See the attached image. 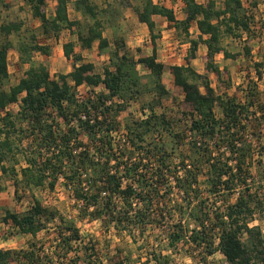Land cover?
<instances>
[{"label":"trees","instance_id":"1","mask_svg":"<svg viewBox=\"0 0 264 264\" xmlns=\"http://www.w3.org/2000/svg\"><path fill=\"white\" fill-rule=\"evenodd\" d=\"M47 1L26 0L32 17L41 23L42 35L58 38L63 30L77 26V39L83 49H91L96 41L100 53L108 49L109 43L103 36L105 16H100L105 11L98 12L91 0H74V9L91 21L84 31L78 22L68 19V0H52L56 7L51 19L45 13ZM180 1L185 6L183 20H178L173 10L154 4L152 0H142L141 8L135 10L139 22L145 24L150 33L151 57L134 60L124 48L123 54L119 55L120 47H123L121 42L110 54V66L97 74L95 66L83 62L74 52L75 45L69 42L62 46V51L67 60L74 62L72 71L59 75L58 81L51 80L47 67L35 60L37 54L49 56L48 46L40 45L33 32L26 30L29 35L25 36L21 23L0 25V173L11 179L15 193L21 186L29 191L46 186L53 192L62 179L63 185L70 190V197L81 204L78 210L81 222L85 219L99 221L106 232L112 229L119 237L126 234L135 239L132 229L140 226L139 236L142 237L146 222L166 224L164 220L172 221V213L176 210L180 215L187 212L191 215L192 211L203 213L207 202L200 197L199 173L204 166L207 192L221 194L225 202H229L230 195L235 193V202L214 213L212 228L205 226L209 217L204 213L202 218L195 219L200 230L190 231L180 222L174 223V228L167 233L166 248H152L151 259L155 264H173L164 251L176 252L188 239L207 257L221 253L227 264H264L261 230L252 226L255 215L264 213V200L253 190L255 182L252 180L256 178L252 173L253 150L252 144L246 141L248 130L264 119L263 108L258 112L253 110L258 99L256 84L247 82L242 101L236 95L217 94L208 76L196 73L191 67L202 44L206 48L205 70L215 76L218 89L225 84L223 77L230 81L228 69H221L214 59L219 54L224 60L231 61L251 57L249 41L254 35L251 18L245 13L241 0H222L221 7L214 0H206L204 4L195 0ZM249 2L251 7H256L255 0ZM0 3L4 2L0 0ZM153 16L164 18L168 28L175 29L189 45L184 57L186 66L168 67L174 86L184 93L180 116L190 120L187 134L173 132V120L164 114H156L154 109L167 92L161 84L165 68L156 62L154 46L158 36L154 34ZM194 23L199 31L197 39L191 38L190 34ZM12 35L20 36L16 52L20 64L28 69L17 85L7 89V56L13 49L9 40ZM242 38V53L227 50L225 42L228 39ZM139 64L150 71L151 88L142 84L136 68ZM255 68L257 81H260L262 65L255 64ZM84 85L93 89L102 86L104 92L82 100L77 91ZM145 92L154 93L157 101L148 104L149 114L145 119L125 122L126 141L118 144L125 149L116 151L110 136L119 126L115 119L127 104L139 102ZM18 102L21 107L16 114L7 110ZM145 110L143 107L140 113ZM83 134L87 137L85 140L81 139ZM253 136L260 142L258 135ZM183 144L189 151L188 156L179 149ZM188 159L191 160L189 166L185 164ZM177 160L174 169L181 170L182 176L174 178L175 198L170 200L172 206L167 209L169 199L161 194L169 193L164 171ZM257 167L263 179L261 160L257 161ZM32 201L24 213H5L3 222L29 240L26 249L0 248V264H93L94 245L84 249V256L69 257L80 240L75 224L61 228L66 224L59 213L44 207L35 198ZM56 220H59L60 228H57V235L51 237L49 225ZM214 231L217 233L216 244L211 234ZM138 249L142 250V247ZM108 264L125 263L118 259L108 260Z\"/></svg>","mask_w":264,"mask_h":264},{"label":"rangeland","instance_id":"2","mask_svg":"<svg viewBox=\"0 0 264 264\" xmlns=\"http://www.w3.org/2000/svg\"><path fill=\"white\" fill-rule=\"evenodd\" d=\"M4 3H0V25L9 24V23H18L22 24L23 33L28 30L33 32L37 36V41L40 45L48 46L50 49L49 56H42L37 54L35 57L36 62L44 64L51 76V80L58 81L59 75H67L72 71V60H67L62 51V45L66 42H72L75 44L74 52L79 54L85 63H91L95 66V72L97 74H102L103 69L107 66H110V54L117 49L118 44L123 43L122 50L119 51V55L123 54V48L128 53L130 58L137 60L139 56H144L146 52V46L151 44L150 33L147 28L142 27L138 20L137 12L141 8L142 0H91V2L97 7V11H105L100 16H105V37L111 43V46L103 51L99 52L98 48L94 46L91 49H83L81 43L77 39L78 28L75 27L74 31L62 32L60 37L56 39L53 35L48 37L44 36L40 32V21L32 17L31 7L26 3V0H2ZM69 1V10L70 17L72 20L78 22L80 27L84 28L86 31L87 26L91 24L89 19L84 18L78 11L74 9L73 0ZM250 0H242L245 13L251 18V28L253 34L249 45L252 48L251 57L245 58L240 57L236 61L224 60L223 55L219 54L215 57V63L221 68H227L229 72L230 81L227 80V77H223L225 84L218 89V82L214 75L209 74L205 71V53L206 48L200 46L197 52L198 61L193 63V69L202 75H207L210 77L209 80L213 84L217 93H222L227 96L236 95L239 100L244 99V90L248 81L255 82L256 84V94L257 103L253 110L258 112L263 108L264 112V0H255L257 3L256 7H251ZM161 6H166L174 11L175 17L184 18L182 9L180 8L179 0H155ZM218 7L221 6L220 0H217ZM165 7V8H166ZM52 5L48 4L46 11L49 13L52 12ZM157 27L154 30V34L158 36L156 39V45L159 50L158 60L162 62L166 68L170 65H180L183 64V59L188 52L189 45L184 43L183 37H180L175 31H167V21L164 18H157ZM192 37L197 38L196 29H191ZM85 33V32H84ZM29 33H25V36ZM24 36V37H25ZM10 42L13 45V49L9 51L7 56L8 62V71L9 79L6 83V88H10L18 84L19 80L23 77L24 72L28 69V66L22 65L19 62L18 54L16 52V47L20 36H10ZM148 42V43H146ZM225 46L229 52H243L244 40H231L228 39L225 42ZM255 64H261L262 68V80L257 81L256 68ZM138 74L142 77V84L144 86L148 85L146 88L152 87V77L147 75V70L143 67L137 69ZM162 82L168 90V94L161 98L160 103H156V95L154 93L147 94L143 93L139 99V102H130L127 104V107L124 108V111H121L117 118L115 119L116 123L119 124L117 128L111 133V140L113 148L116 151L120 149L124 150V147H120L118 144L125 136L124 125L125 122L129 120H140L145 119L149 114L148 104L153 103L155 105L154 109L156 114H164L168 118L173 120L172 131L175 133H185L187 134L188 128L190 127V120L183 119L180 116L182 108L180 106V97L181 92L174 88L172 85V77L169 75H164L162 77ZM227 84H230V87H227ZM143 86V87H144ZM104 92L102 86L98 88H90L86 85L81 86L77 95L82 99L86 100L87 98H92L97 94ZM21 107V103L10 105L7 110L13 114H16ZM146 108L143 113H140L142 108ZM261 115L262 113H258ZM264 114V113H263ZM264 118V115L263 117ZM255 126H252L247 134L246 138L249 144H252L253 150V167L252 173L256 175L255 180H252L254 184L253 190H256V195L264 200V178L262 175H259L257 172V161L261 160L264 164V119L260 122L255 123ZM253 135H258L261 140L260 142L256 141V137ZM165 136V135H163ZM87 137L83 134L81 139L85 140ZM189 138L186 139L188 141ZM199 139H197L198 141ZM124 148V149H123ZM130 147H128L129 149ZM179 149L184 153L185 156H188L189 151L185 148V145L179 147ZM94 152H91L93 154ZM95 155V153H94ZM116 155L119 156L117 153ZM186 165L191 164V160H185ZM178 164V160L173 162V166L168 168L167 171H164L165 177L168 179L167 188L169 193L161 194L166 195V199H169L167 209L172 206L170 202L171 199L175 197V190L173 186L175 184L174 178L182 176V171L179 169H174ZM205 167L203 166L201 172L199 173V188H200V197L206 200L204 205L205 209L204 214L208 215L209 219L205 220V226L207 228H212L214 225V213L216 211L222 210L226 205L232 204L235 202V193L230 195L229 202H225L221 194L210 195L207 192V183L205 182ZM262 174V173H261ZM251 181V180H250ZM64 181L60 179L57 183L55 190L53 192L49 191L48 188H34L28 190L22 186L19 188V192L15 193V188L11 179L8 177L2 176L0 173V187L2 192L0 193V248L1 249H26L28 245V238L18 235L14 232V228L9 224L3 222V218L6 212H12L16 214L24 213L28 210L30 205L33 203L32 199H37L44 207L49 208L53 212L59 213L60 217L65 220L64 226L71 223L75 224L80 240L76 242L75 250L70 252L69 257L73 258L77 254L84 256L85 248H92L95 246V253L91 255V261L93 264L97 261L102 262V264H108V260L123 261L125 264H155L151 259V250L152 248L158 246L163 248L167 246V233L169 229L174 228V223L180 222L182 227H188V230L197 228L200 230L198 221H195L196 218H202L203 213L192 211L187 212L185 215H180L178 210L172 213L173 220L169 221L166 218V224H155L150 222L147 223L145 228V234L140 237L139 231L140 226L132 229L135 239L130 238L128 235L123 234L119 237L115 234V231L111 229L108 233L104 230L99 221H85L81 222L78 215V210L80 208V203L70 197V190H68L64 185ZM169 194L170 196H168ZM172 195V196H171ZM194 212V213H193ZM183 216V217H182ZM155 218H157L155 216ZM197 220V219H196ZM200 220V219H199ZM173 223V224H170ZM59 220H56L49 225L50 236L57 235V228H60ZM58 226V227H57ZM252 226H258L261 230L262 239L264 240V213L262 215L256 214ZM173 230V229H172ZM214 242H217V233L214 231L211 233ZM189 236V233H188ZM141 246L142 250L138 249ZM77 247V248H76ZM176 252L170 253V251L165 252L171 258L173 264H227L225 257L216 252L213 256L207 257L206 253L202 249H195L190 240L183 241L177 248ZM116 259V260H115Z\"/></svg>","mask_w":264,"mask_h":264},{"label":"crops","instance_id":"3","mask_svg":"<svg viewBox=\"0 0 264 264\" xmlns=\"http://www.w3.org/2000/svg\"><path fill=\"white\" fill-rule=\"evenodd\" d=\"M74 1V0H73ZM153 1V3L154 4H159L158 2L156 3L155 2V0H152ZM170 1V0H169ZM172 1H174V0H171V2ZM177 1V0H176ZM198 4H204L205 3V1L206 0H195ZM215 2L217 1V0H214ZM220 1H222V0H220ZM242 1V0H241ZM179 2H180V8L182 9V12H183V15H184V9H185V6H184V4L179 0ZM217 3V2H216ZM48 4H50V5H52V7H53V9H52V12L51 13H49L48 14V12L46 11V9H45V13H46V16H47V18H49V19H51V18H53V16H54V12H55V7H56V2L55 1H47V6H48ZM242 4H243V2H242ZM160 5V4H159ZM47 6H46V8H47ZM164 7H166V6H164ZM221 7V6H220ZM167 8V7H166ZM168 9H170V8H168ZM172 10V9H171ZM157 18H161V17H157V16H153L152 17V20L155 22V24H156V27H157ZM184 18H185V15H184ZM184 18H179V20H183ZM68 19L70 20V21H72V22H76L75 20H72L71 19V17H70V10H69V3H68ZM142 27H146V25L145 24H143V23H141L140 24ZM77 27V26H76ZM147 28V27H146ZM167 28H168V26H167ZM74 29H75V27H73L72 29H65V30H63L62 32H68V33H70V32H72V31H74ZM191 29H196V36L197 35H199V31H198V29H197V27H196V24L194 23V24H192V26H191ZM191 29H190V34H191V38H193V39H197V38H195V37H192V31H191ZM148 30V29H147ZM175 31V29H173V28H168V30L167 31ZM61 32V33H62ZM60 33V34H61ZM103 36H104V38L107 40V42L109 43V47L111 46V43L108 41V39L105 37V33H103ZM60 37V35L58 36V38ZM198 37V36H197ZM58 38H56V39H58ZM203 38L204 39H206V36H203ZM151 40V39H150ZM66 43H69V42H66ZM65 43V44H66ZM72 43V42H71ZM146 43H148V42H146ZM152 44V43H151ZM157 43H156V41H155V46H154V49H155V51H156V62L157 63H159V64H161V65H163L164 66V70L162 71V74H161V84L163 85V87H164V89H165V91L167 92V94H168V90H167V88H166V86L164 85V83L162 82V77L164 76V75H166V76H170V77H172V75L170 74V72H169V69L168 68H166V66L162 63V62H160L159 60H158V55H159V50H158V47H157V45H156ZM64 45V44H63ZM62 45V46H63ZM75 45V44H74ZM188 45V44H187ZM94 46H96L97 48H98V42L96 41V42H94L93 44H92V47L91 48H93ZM200 46H203L204 48H205V46L204 45H202V44H200L199 45V47ZM108 47V48H109ZM199 47H198V49H199ZM146 52H145V55L144 56H139V58H148V57H151L152 55H153V44H152V46H150L149 44H147V46H146ZM197 52H198V50H197ZM204 55H206V53L204 54ZM197 53H196V58L195 59H193L192 61H191V67L193 68V63H195V62H197L198 61V59H197ZM183 61H184V59H183ZM170 66H175V65H170ZM169 66V67H170ZM176 66H186V63H185V61L183 62V64H180V65H176ZM141 67H143L145 70H147V75L149 76L150 75V71L144 66V65H141V64H139V65H137V69L138 68H141ZM206 71V70H205ZM196 72V71H195ZM197 73V72H196ZM198 74H200V75H202V73H199L198 72ZM140 75V74H139ZM213 75V74H212ZM208 77H210V75L208 76ZM211 83V82H210ZM172 85H173V87L174 88H176L175 86H174V84H173V77H172ZM211 87L213 88V89H215L214 88V86H213V84L211 83ZM180 92H181V97H180V102H182L183 101V99H184V93L179 89V88H177ZM217 94H222V93H217ZM217 112H218V110H217Z\"/></svg>","mask_w":264,"mask_h":264},{"label":"built area","instance_id":"4","mask_svg":"<svg viewBox=\"0 0 264 264\" xmlns=\"http://www.w3.org/2000/svg\"><path fill=\"white\" fill-rule=\"evenodd\" d=\"M126 141V139L125 138H123L122 140H120V142L122 143V142H125Z\"/></svg>","mask_w":264,"mask_h":264}]
</instances>
